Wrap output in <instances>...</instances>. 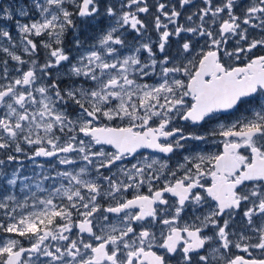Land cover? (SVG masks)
<instances>
[{"label":"snow or ice","instance_id":"6c2138e0","mask_svg":"<svg viewBox=\"0 0 264 264\" xmlns=\"http://www.w3.org/2000/svg\"><path fill=\"white\" fill-rule=\"evenodd\" d=\"M0 264H264V0L0 7Z\"/></svg>","mask_w":264,"mask_h":264},{"label":"rangeland","instance_id":"374dc122","mask_svg":"<svg viewBox=\"0 0 264 264\" xmlns=\"http://www.w3.org/2000/svg\"><path fill=\"white\" fill-rule=\"evenodd\" d=\"M9 2V0H2L1 2H0V7H2L4 4H6V3H8Z\"/></svg>","mask_w":264,"mask_h":264},{"label":"flooded vegetation","instance_id":"af4514ba","mask_svg":"<svg viewBox=\"0 0 264 264\" xmlns=\"http://www.w3.org/2000/svg\"><path fill=\"white\" fill-rule=\"evenodd\" d=\"M0 2H1V0H0Z\"/></svg>","mask_w":264,"mask_h":264}]
</instances>
